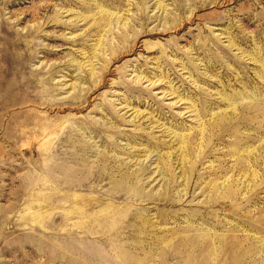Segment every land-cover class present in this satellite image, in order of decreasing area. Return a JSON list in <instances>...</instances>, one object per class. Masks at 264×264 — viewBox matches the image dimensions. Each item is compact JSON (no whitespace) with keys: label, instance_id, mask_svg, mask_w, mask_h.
Returning a JSON list of instances; mask_svg holds the SVG:
<instances>
[{"label":"rangeland","instance_id":"obj_1","mask_svg":"<svg viewBox=\"0 0 264 264\" xmlns=\"http://www.w3.org/2000/svg\"><path fill=\"white\" fill-rule=\"evenodd\" d=\"M0 264H264V0H0Z\"/></svg>","mask_w":264,"mask_h":264},{"label":"bare ground","instance_id":"obj_2","mask_svg":"<svg viewBox=\"0 0 264 264\" xmlns=\"http://www.w3.org/2000/svg\"><path fill=\"white\" fill-rule=\"evenodd\" d=\"M98 174H101V175H103L104 173H102V172H99Z\"/></svg>","mask_w":264,"mask_h":264}]
</instances>
